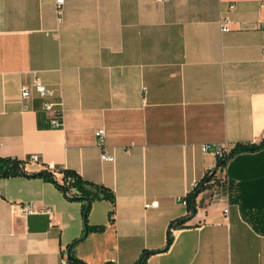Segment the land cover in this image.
I'll use <instances>...</instances> for the list:
<instances>
[{
	"label": "crops",
	"instance_id": "obj_1",
	"mask_svg": "<svg viewBox=\"0 0 264 264\" xmlns=\"http://www.w3.org/2000/svg\"><path fill=\"white\" fill-rule=\"evenodd\" d=\"M56 7L0 0V156H40L0 176V264H64L85 234L82 202L32 175L50 164L114 191L88 216L104 231L72 247L87 264H136L145 250L144 264H264V234L229 190L201 191L196 214L172 224L191 215L179 198L217 166L204 145L264 140V0H65L60 22ZM34 76L63 102L62 128L34 89L22 98ZM30 202L51 212H13Z\"/></svg>",
	"mask_w": 264,
	"mask_h": 264
},
{
	"label": "trees",
	"instance_id": "obj_2",
	"mask_svg": "<svg viewBox=\"0 0 264 264\" xmlns=\"http://www.w3.org/2000/svg\"><path fill=\"white\" fill-rule=\"evenodd\" d=\"M10 161H15L23 166L25 165L24 160L0 156V176H6L11 173L20 174L17 166L13 164L9 167L7 174L4 175L6 165ZM228 162L229 173L227 168L225 181L217 177V171L210 178V172H208L203 179L198 181V186L192 188L187 194L186 201L189 213H193L194 199L197 198L201 191L211 187H217L222 193H226V191L229 190V197L233 202L239 203L243 216L253 224L258 232L264 234V140L259 143H236L234 147L228 150L222 157L217 156V170L227 167ZM54 172H59L61 174V181L49 174L53 173L54 175ZM32 175L42 176L53 181L69 196V198L82 202L85 218V232L104 231V226L89 225L88 216L93 202L102 199L115 202V194L112 189L86 180L76 170L68 168L56 167L54 170H51L45 166L40 171L32 173ZM88 204H90L89 208H87ZM113 212V210L110 212L111 216ZM172 224L183 223L173 222ZM171 240L172 239H170V242ZM77 241L78 239L73 241V245L77 243ZM146 252L147 250L142 253L140 258ZM150 254L151 253L147 254L143 258L142 264H144ZM72 257L73 258H68L70 264H87L74 254H72ZM138 263L139 261L136 264Z\"/></svg>",
	"mask_w": 264,
	"mask_h": 264
},
{
	"label": "built area",
	"instance_id": "obj_3",
	"mask_svg": "<svg viewBox=\"0 0 264 264\" xmlns=\"http://www.w3.org/2000/svg\"><path fill=\"white\" fill-rule=\"evenodd\" d=\"M158 2H165L167 0H156ZM56 11H57V16H58V20L59 22L62 20V15H63V6L65 4V0H56ZM235 8V4H231L229 9H234ZM220 25H221V30L224 31H228L230 30V19L226 14H222L221 18H220ZM263 60H264V56H263ZM32 89H34L36 91V93L42 98V106H43V110L46 111L47 113L51 114V119H50V124L51 127L53 128H62L64 126V105L63 102L61 100H54V91L50 88H48L47 86H45L42 81L40 80V78L38 76H34L33 79V83L32 86H24L22 88V98H29L32 95ZM96 136L104 142L105 136H106V132L104 129H98L96 131ZM203 150L206 152H214L217 156H223L225 153L228 152V149L225 146L222 145H204L203 146ZM115 153L111 152L108 150L107 146H105V144L101 145V159H103L104 161H115ZM25 161V165L23 166L24 169L27 171H29L30 169H28L26 166L28 164H39L40 163V156L37 154H33L31 156H29L27 159H24ZM46 167H48L51 170H54L56 168L55 165L50 164L47 165ZM221 171V169H219ZM31 171V170H30ZM218 172V170H217ZM216 172V175H217ZM224 172V171H223ZM220 178L225 181V175H221ZM196 186H198V181H195L193 184L192 188H195ZM222 194V192L220 191V189H218L217 187H215L213 189V194H212V198L213 199H217L220 195ZM187 195L182 196L179 198V201L184 204L185 206H187V201H186ZM13 212L22 215V216H26L28 214L31 213H35V212H42V213H50L51 210L50 208H45V209H37L34 204L32 202L30 203H26V204H15L13 205ZM68 253L65 254V256L63 257V263L64 264H70L68 261Z\"/></svg>",
	"mask_w": 264,
	"mask_h": 264
},
{
	"label": "water",
	"instance_id": "obj_4",
	"mask_svg": "<svg viewBox=\"0 0 264 264\" xmlns=\"http://www.w3.org/2000/svg\"><path fill=\"white\" fill-rule=\"evenodd\" d=\"M13 164L17 166V168H18V170L20 171L21 174H26V170L24 169L23 165H21V164L15 162V161H10V162L6 165V168H5V171H4V175L7 174L9 167H10L11 165H13ZM216 171H217V167H215L214 170L210 173L209 178L212 177L213 174H214ZM49 174H50L52 177H54L53 173H49ZM202 187H203V186H202ZM202 187H201V189H202ZM89 207H90V204H88L87 208H89ZM196 211H197V207H196V199H194V211H193V213H192L189 217H187V218L177 219L176 221H178V222H182V221L190 220V219L196 214ZM169 232H170V231H169ZM87 234H88V231H86L85 234H84V236H82L81 238H79L78 241H82V240L86 237ZM168 234H169V233H168ZM78 241H77V242H78ZM169 244H170V237H168V243H167V246H168ZM72 247H73V243L70 245V247H69V251H68V256H69L70 258H73V257H72V253H71ZM152 252H153V251H147L146 253H144V255L140 258L138 264H142V263H143V258H144L147 254L152 253Z\"/></svg>",
	"mask_w": 264,
	"mask_h": 264
}]
</instances>
